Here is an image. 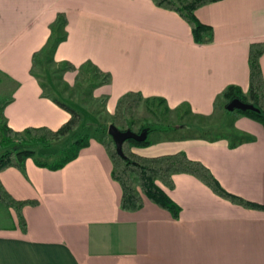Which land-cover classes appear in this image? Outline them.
<instances>
[{
  "label": "crops",
  "instance_id": "1",
  "mask_svg": "<svg viewBox=\"0 0 264 264\" xmlns=\"http://www.w3.org/2000/svg\"><path fill=\"white\" fill-rule=\"evenodd\" d=\"M197 16L213 26L212 43H196L182 17L152 0H0V135L2 121L16 131L57 130L71 118L55 98L77 102L60 90L53 95L36 73L49 51L58 68L77 67L62 69L68 86L77 71L93 68L99 87L92 96L111 118L127 92L139 91L143 107L163 98L169 112L187 109L184 119H213L229 86L249 89L250 48L264 42V0H222ZM261 66L264 74V55ZM232 117L234 137L158 121L175 128L149 133V143L133 151L185 152L230 192L264 204V127L240 112ZM148 123L155 122L134 131ZM104 141L91 138L58 170L30 157L22 169L1 173L14 197L38 204L23 209L26 231L14 209L0 207V264H264V211L224 200L195 176L177 174L175 188H165L179 218L147 197L138 211L122 209Z\"/></svg>",
  "mask_w": 264,
  "mask_h": 264
},
{
  "label": "trees",
  "instance_id": "2",
  "mask_svg": "<svg viewBox=\"0 0 264 264\" xmlns=\"http://www.w3.org/2000/svg\"><path fill=\"white\" fill-rule=\"evenodd\" d=\"M154 4L168 11L177 13L192 28L194 40L198 44H210L214 41L213 26L202 22L197 11L207 5L222 0H152ZM264 55V42H255L251 45L250 64V86L247 92H243L239 86H229L223 94L225 104H218L219 108L226 110V104L233 99L239 98L246 103L253 104L258 111H240L243 115L261 123L264 127V74L261 66V58ZM67 69L76 71L77 67L71 63ZM99 71V70H98ZM97 73H102L101 71ZM110 74L105 75V81H110ZM56 102L65 108L71 118L59 129L53 130L48 127H29L24 131H16L2 121L0 141L7 148L0 155V207L14 209L18 215L20 227L26 231L27 222L23 209L28 205H37L35 200H20L14 197L5 187L1 180V173L16 167L22 169L26 159L33 157L36 163L42 167L58 170L76 159L82 149L89 145V132L82 133L85 126V116L72 104L55 98ZM145 101L142 92L129 91L118 102L113 124L119 129L126 131L135 130L136 115L138 109ZM150 102L159 101L165 104L163 98H152ZM227 111V110H226ZM175 126L164 123H148L139 131L148 129L149 132L168 131ZM78 133L80 137L72 141L70 146L62 149L61 156L57 161H48L43 156H51L46 150L66 138ZM149 140L137 142L129 139L124 142V152L127 159L123 158L117 151L113 138L104 141L105 148L113 162V178L122 186L123 194L121 207L126 211L135 212L145 205V197L163 209L172 213L175 218L181 215V207L166 192L165 188L174 189V176L177 174H189L195 176L207 185L216 195L235 205L248 209L264 211V204L248 200L238 194L227 190L216 178L212 171L201 161L191 159L185 152L160 155L155 157L142 156L133 151L134 146L148 144ZM43 150V152H42Z\"/></svg>",
  "mask_w": 264,
  "mask_h": 264
},
{
  "label": "rangeland",
  "instance_id": "3",
  "mask_svg": "<svg viewBox=\"0 0 264 264\" xmlns=\"http://www.w3.org/2000/svg\"><path fill=\"white\" fill-rule=\"evenodd\" d=\"M65 66L66 65H64L63 68H65ZM63 68L55 66L52 54L49 51L42 61H38L36 73L43 78V81L46 82V88L53 95H56L57 92L59 93L60 90L66 97L77 102L72 105L82 111L87 122H85V126L81 131L82 133L89 132V139H100L105 137L106 141H109L112 137H110L108 133V126L113 123V117L111 118L105 113L104 100L102 98L95 99L92 96L93 91L99 87L93 68L85 66L83 69H80V71H77V75H73L74 77L76 76V82L72 86L65 84L64 75L66 73L65 70H67V66L65 70H62ZM48 83L55 84L56 87H53V85L50 87ZM143 103L138 109L136 115L137 125L143 124L147 121H159L181 125V123L187 121L192 123L195 127L205 126L206 129H203L205 131H201V133L209 137H234L230 132V125H233V114L237 112L239 113V110L228 111L226 109V111L223 108V111L218 112L213 119H203L199 117L184 119L183 114H185L184 112L187 110L185 108L179 112H169L163 104H160L159 101L149 103L148 105L146 104L145 107H143ZM222 105H224V103ZM137 125L134 127L136 130L138 129ZM78 137H80V134L75 133L65 140L53 145L51 149L48 148V150H46L47 153L51 154V156L43 157L47 158L46 160L48 161H57L61 156L60 154L62 149L70 146L72 141ZM6 150L7 148L5 147V150L1 152L0 155L5 153Z\"/></svg>",
  "mask_w": 264,
  "mask_h": 264
},
{
  "label": "water",
  "instance_id": "4",
  "mask_svg": "<svg viewBox=\"0 0 264 264\" xmlns=\"http://www.w3.org/2000/svg\"><path fill=\"white\" fill-rule=\"evenodd\" d=\"M226 109L228 111H236V110H240V111H247V110L258 111L259 110L253 104L246 103V102H244L243 100H241L239 98H236V99H233L232 101H230L226 105ZM149 133L150 132H149L148 129H144L141 132H136V131H134L132 129H128L126 131H123V130L119 129L113 123L109 126V134L111 135V137L113 138V140L116 143L117 151L125 159H127L128 157L126 156V154L124 152V149H123L124 142L126 140H129V139L136 140L137 142L146 141L148 139Z\"/></svg>",
  "mask_w": 264,
  "mask_h": 264
}]
</instances>
